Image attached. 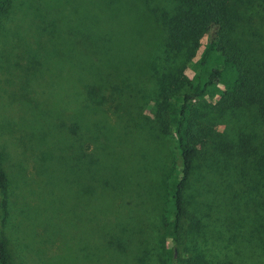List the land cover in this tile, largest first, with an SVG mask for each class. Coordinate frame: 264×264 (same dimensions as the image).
<instances>
[{"label": "rangeland", "instance_id": "rangeland-1", "mask_svg": "<svg viewBox=\"0 0 264 264\" xmlns=\"http://www.w3.org/2000/svg\"><path fill=\"white\" fill-rule=\"evenodd\" d=\"M172 6L10 0L0 11V231L12 264H264V172L229 152L240 134L258 145L262 126L251 107L214 108L232 67L190 103L195 219L180 245L169 236L180 159L155 107L165 102L172 124L189 90L168 94L177 68L195 83L220 61L200 64L205 35L188 60L165 51L158 12ZM249 24L240 37L257 48L262 28Z\"/></svg>", "mask_w": 264, "mask_h": 264}, {"label": "trees", "instance_id": "trees-1", "mask_svg": "<svg viewBox=\"0 0 264 264\" xmlns=\"http://www.w3.org/2000/svg\"><path fill=\"white\" fill-rule=\"evenodd\" d=\"M171 1L173 6L170 10L158 12L159 22L165 31V51L180 54L188 60L194 55L199 40L205 35L206 42L199 55L200 64H205L214 53L220 56L219 63L212 65L203 79L197 77L195 83L188 81L181 73L183 64L177 68L176 75L170 79L172 85L168 94L172 96L184 86H187L189 90L180 94V103L172 124L166 118L165 102L155 107L163 129L167 131L170 128L173 132L174 144L180 159L179 173L170 200L171 218L167 224L169 236L174 245H180L187 230L185 220L190 228L195 219V217H189V200H187L186 192L193 160L197 153L196 143L189 134L196 129L197 125L187 119V112L191 101L204 94L208 87L222 78V72L228 67L233 68L235 77L229 88L219 94L214 108L223 113L225 110L251 107L262 126V139L258 145L251 141L250 135L240 134L238 144L229 146L230 155L232 151H235L242 162L248 161L252 168L264 172V0H255V3L252 0L256 9L250 18L246 1L251 2V0ZM9 3L10 0H0V11L4 10ZM253 17L257 24L252 21ZM244 22L250 23L248 30L251 35H256L258 28H262V36L257 37L261 38L259 47L255 48L249 42L248 39L251 38L241 39L238 28L243 27ZM67 55H69L68 51ZM88 90L91 91L90 86ZM166 90L168 91L166 88L163 89L164 93ZM229 152L221 153V157L223 155L226 159ZM6 181V174L0 166V211L3 207L1 192L6 187ZM0 264H12L8 242L1 231Z\"/></svg>", "mask_w": 264, "mask_h": 264}]
</instances>
